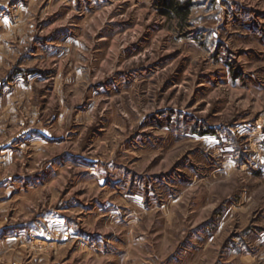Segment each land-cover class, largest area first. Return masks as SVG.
I'll use <instances>...</instances> for the list:
<instances>
[{
	"label": "rangeland",
	"instance_id": "obj_1",
	"mask_svg": "<svg viewBox=\"0 0 264 264\" xmlns=\"http://www.w3.org/2000/svg\"><path fill=\"white\" fill-rule=\"evenodd\" d=\"M158 1L0 0V264H264V0Z\"/></svg>",
	"mask_w": 264,
	"mask_h": 264
},
{
	"label": "trees",
	"instance_id": "obj_2",
	"mask_svg": "<svg viewBox=\"0 0 264 264\" xmlns=\"http://www.w3.org/2000/svg\"><path fill=\"white\" fill-rule=\"evenodd\" d=\"M157 5L162 16L169 19H177L181 23H185L191 15L192 4L190 0L186 2L180 0H159Z\"/></svg>",
	"mask_w": 264,
	"mask_h": 264
}]
</instances>
